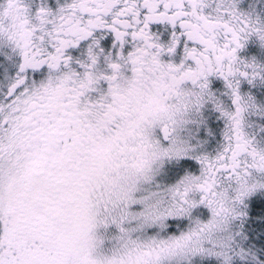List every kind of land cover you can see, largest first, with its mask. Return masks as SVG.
Returning <instances> with one entry per match:
<instances>
[{"label": "snow or ice", "instance_id": "snow-or-ice-1", "mask_svg": "<svg viewBox=\"0 0 264 264\" xmlns=\"http://www.w3.org/2000/svg\"><path fill=\"white\" fill-rule=\"evenodd\" d=\"M0 264H264V0H0Z\"/></svg>", "mask_w": 264, "mask_h": 264}]
</instances>
